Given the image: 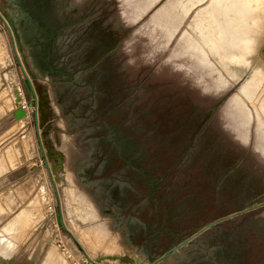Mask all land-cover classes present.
I'll list each match as a JSON object with an SVG mask.
<instances>
[{
  "label": "rangeland",
  "instance_id": "rangeland-1",
  "mask_svg": "<svg viewBox=\"0 0 264 264\" xmlns=\"http://www.w3.org/2000/svg\"><path fill=\"white\" fill-rule=\"evenodd\" d=\"M142 1L85 0L76 9L71 6L75 0H56L57 19L73 18L81 13H86L83 22L66 28L65 31L68 32V37L65 38L63 36L58 47L65 49L68 53L69 65L77 67L89 65L94 60L103 62V58L109 53L106 48L110 47L111 49L114 46L112 62L119 64L122 75L117 76L115 79L118 89L113 101L117 103L122 99L123 103L127 101L125 106L128 105L129 107L130 127L139 133H145L146 142L149 144L157 145V148L166 150L175 147L178 149L183 148L188 142L191 133L201 124L194 145L190 150V158L194 161L193 165H199V168H193L194 170H199V172L193 171L192 175L197 178L200 177L204 186L207 187L204 194L205 197L210 200H213L214 197L212 196L216 194L225 200L236 197L238 201L231 206V212L251 206L254 202H264V167L261 164H255L260 159L252 150L253 143H256L254 139L256 136L255 127L253 141L251 140V143L243 148L234 144L236 141L232 139L228 130L223 127L222 112H224L223 110L227 105V100L235 92L239 84H234L235 80L229 78V84L226 87L224 86V89L213 91L210 88V93H207L204 91L207 83H210L214 76H218L217 72L213 70L212 64L203 66V69H186L195 80L194 83L189 75L185 76L181 72L174 70L171 64L168 63L170 61L176 64L178 61L185 60L190 64L194 61L198 65H201L198 53V51H202L201 47H193L192 43L187 40V42H184V45L186 44V46L190 47L188 52L177 54L176 50L185 34L189 33L193 37L195 36L190 27V22L197 9L192 13L193 8L188 16L182 19L179 28L182 24L185 27L179 34H176V31L174 34L169 35L175 23L174 15H166L167 21L162 20V22H160L162 18H158L159 21H156L153 15L146 21L144 19L140 20L139 22H143L140 26V23L136 26L131 25L141 19L145 11L153 4L148 6L144 11L143 9L146 5L144 6ZM151 1L148 0V2ZM0 5L6 10L8 9L4 0H0ZM0 11L2 10L0 9ZM137 26L139 28L136 30V33H133ZM0 37L3 42L5 55L0 60V94L9 89L14 91L6 78L7 68L11 66L16 81L19 86L21 84L22 88L23 101L20 102V105H26L28 101L33 100L32 90L15 54L12 37L1 18ZM63 39H65L64 42ZM129 39L133 40L130 46H128ZM172 39L174 40V44L170 51L165 50L157 52L154 57L149 56V43L158 51ZM25 50L28 63L25 62L21 53L18 52L25 69H27L28 66H32L33 64L29 55H27V47H25ZM190 54L192 55L191 57L189 56ZM217 65L220 67L219 64ZM96 72L92 68L90 71L79 75L78 78L84 82L89 81L96 77ZM245 77L246 81L248 79L247 75ZM58 78L60 79L61 77ZM245 81L239 87L237 93H241ZM196 84L208 97L200 95L199 87ZM75 92V99L89 94V91L88 93H84L87 91L79 89L75 90ZM122 92L123 97H121ZM124 94H127V97ZM212 95H215L213 96L214 99L210 98ZM101 100L103 99H97L98 102ZM85 101H88V99L86 98ZM86 106L76 108V116H84L87 113L91 115L90 118H93L91 112L86 110ZM16 108L17 106L14 110ZM13 111L0 116V118L3 116L0 120V133L16 121ZM210 111H212L211 114L206 118ZM26 117H23V125L20 126L18 132L3 143L5 145L13 141L12 144L19 150L18 163L15 166L16 169L18 168L16 173H19V178L12 180L13 175L12 177H8L9 179L5 178L6 180L3 181L2 176L4 177L7 173L6 170L9 169L3 170L0 176V191L2 190L0 193L4 191L5 194L9 192L12 194L14 192L12 195H14L13 197L17 205L13 209L14 211L11 210V213L20 211L22 206H25L26 209L29 208V210L32 209L34 207L33 202L36 201L35 198L38 196V188L41 185L47 187L50 199L45 209L47 211L46 215L42 218H40V214L36 216L28 215L27 221L31 222L27 226L16 225L14 235L18 251L9 259L7 264H91L87 262L86 256L81 251L79 245L74 242L62 226L57 192L52 177L44 166V156L37 138L34 122L35 109H28L29 118H27L29 122L28 119H25ZM93 121L94 119H90V123ZM224 121L230 122L229 119H224ZM252 124L256 126V115L251 121V126ZM25 126L27 128H24ZM25 129H28L32 135L36 155L33 163L26 161L27 159H31V156L28 155L29 158L27 157L20 140L25 135ZM21 131L23 132L22 134H20ZM3 145H0V150ZM86 158H88L87 162H90L93 156ZM249 162L252 165L248 167ZM26 164H31L30 168ZM37 170H41L38 175L36 173ZM63 174V172L60 173V176H62L60 182L57 180L56 174H54L56 182L60 185L57 188L62 206L63 219L70 231L74 226L80 229V232L75 230L71 232L78 239L82 247L88 250L94 257V260H96L98 257L104 256L107 250H118V246L113 241H110L113 237H116V240L126 249L129 248L132 254L135 249L124 240L122 232L118 230L117 226H115L116 228H110L103 221L92 222L89 220L87 223H83L79 219H76L87 220L89 216H93L94 209L91 208L92 206L89 201L83 198L82 193L76 194L72 189H66L69 194L68 204L72 206V211L76 213L77 217L73 215L74 213L68 212V209L65 207V194L62 187L69 186L70 183L63 179ZM76 185L78 184L76 183ZM249 196L252 201L246 204L247 201L245 200H248ZM11 213L0 214V220H4L7 217L3 224L10 219ZM233 220L234 222H238L239 226L246 227L245 231H241L242 238L250 235L251 239L249 241L255 240L257 236L253 235L254 226H264V205L248 213L238 215ZM230 221L225 220L220 224L221 226L223 224L227 226L230 224ZM100 225L105 226L110 231V234L101 238V230L96 228L87 229L88 226L100 227ZM117 231L119 232L117 233ZM261 233L264 235V231ZM205 234L207 235L208 232ZM206 235H202L201 239L204 240ZM55 253L56 255H54ZM130 253H124L123 256L131 255ZM102 264L114 263L103 261Z\"/></svg>",
  "mask_w": 264,
  "mask_h": 264
},
{
  "label": "flooded vegetation",
  "instance_id": "flooded-vegetation-1",
  "mask_svg": "<svg viewBox=\"0 0 264 264\" xmlns=\"http://www.w3.org/2000/svg\"><path fill=\"white\" fill-rule=\"evenodd\" d=\"M40 1L31 0V4H39ZM42 1L43 7L39 5L32 14L38 16L39 12L42 13L50 27L61 24L62 20L56 18L54 1ZM58 33L61 35L62 31ZM114 48H106L109 53L103 58L105 64L94 60L89 65L81 66L86 68L82 73L93 68L97 75L85 82L76 78L79 85H91L92 89L89 94L74 99V108L87 105L86 110L93 116L103 113L106 115L105 130L90 129L88 135L91 139L99 138L104 148L100 157L106 162L102 177L122 172L126 181L123 188V224L128 229L129 239L149 254L161 253L180 240L192 236L207 223L233 213L230 208L238 200L236 197L225 200L218 194H212L213 200L206 198L204 194L207 187L200 177L192 175L193 171L199 172L193 169L199 168V165H193L190 150L201 124L191 133L183 148L166 150L149 144L145 133H139L130 127L129 107L125 106L127 101H113L118 89L115 79L122 75L119 64L112 62ZM44 57H49L46 50ZM124 95L127 97V94ZM86 98L88 101H85ZM98 98L103 100L98 102ZM85 116L91 117L87 113L83 117ZM234 144L241 147L238 142ZM95 158L96 155L93 154V159ZM255 164L261 163L257 161ZM251 165L249 162L248 167ZM245 201L247 204L252 199L249 196ZM133 217L139 221L133 220ZM222 222L208 231L207 235L204 234V240H196L194 247L177 264H264V235L261 233L264 226H254L253 235L258 238L249 241L250 235L241 237V231H245L246 227L239 226L234 220L227 226H221Z\"/></svg>",
  "mask_w": 264,
  "mask_h": 264
},
{
  "label": "bare ground",
  "instance_id": "bare-ground-1",
  "mask_svg": "<svg viewBox=\"0 0 264 264\" xmlns=\"http://www.w3.org/2000/svg\"><path fill=\"white\" fill-rule=\"evenodd\" d=\"M84 1L85 0H75V2H72L71 6L77 9L83 4ZM152 1L151 2H148V0L142 1L143 5L144 6L146 5L145 7L142 6L144 7L143 9L144 11L147 9L148 6H150L152 3L153 4L145 11L141 19H139L137 22L131 25L136 26L137 24L140 23L139 24L140 26L143 23V22H139L140 20L144 19V21H146L153 15L156 21H159L158 18H162L160 19V22H162V20L167 21L166 15H174L175 23L169 35L174 34L176 31H177L176 34H179V32L183 30L185 27V25L182 24V26L179 28L182 19L186 18L193 8L194 9L192 10V13H194L195 9H197L195 14L191 18V22H190V27L195 36L193 37L189 33L185 34L182 37L181 43H179V47L176 48V50H177V54L188 52V49L190 47L186 46V44L184 45V42L185 41L187 42V40L188 42L192 43L193 47L194 46L201 47L202 51L201 52L198 51L201 59V65H198V63L194 61L192 64H190L185 60L178 61L176 62V64H173L170 61L168 62V55H167V62L171 64V67L174 70L181 72L185 76L189 75V77L194 83L195 80L193 79L191 74L187 72V70H194V68L203 69V66L212 64L213 70L217 72L218 76L217 75L214 76V78L211 79V82L207 83L208 88L205 87L204 90L207 93H210V88L213 91L214 90L220 91L224 89V86L226 87L229 84L230 81L229 78L234 79L235 80L234 84L237 83L239 84V86L227 100L226 102L227 105L225 104L226 107L223 111L230 120L229 123L230 127L236 132V134L242 140L244 141L248 140L249 136L252 140L254 137V127H255L257 146L264 153V0H156V1L152 0ZM139 26L135 27L133 33H136V30L139 28ZM174 40L172 39L171 41H169L168 44H165V46L161 47L158 51H156L155 48L149 43V56L154 57L157 54V52H162L165 50L170 51L173 47ZM132 41H133L132 39L128 40V46H130ZM2 56L5 55H4L3 42L0 37V60L2 59ZM189 56L191 57L192 55L190 54ZM217 64H219L220 67H218ZM245 75H247L248 78L246 81H245L246 79ZM6 78L8 80V84L13 87L14 91L9 89L8 91L5 92L3 91L0 94V116L14 110V108L16 107V100L18 96L21 97V102L23 101L21 85L20 86L18 85V82L16 81V77L13 72V68L11 66L7 68ZM244 81L245 83L243 84L241 93H237L239 87L242 85ZM199 91H200V95L206 96L200 87H199ZM215 95H212V97ZM212 97L210 98L214 99V97L213 98ZM255 115H256V126L254 124H252L251 126V121L253 118H255ZM26 116L28 117V115ZM23 117L15 121L12 125H10L11 127L10 126L7 127L3 132L0 133V144L4 143L6 139L8 138L10 139V137H12L14 134L18 132L20 126L23 125L22 124ZM27 117L25 119L29 118ZM250 126H251V134H250ZM223 127L227 129L225 127L224 119H223ZM24 128L27 127L25 126ZM24 133L25 135L20 138L22 148L24 149L27 157L29 155L31 156V159L35 158L36 155L32 142V135L28 129H25ZM228 133L231 135L232 139L238 142L229 130ZM12 142L13 141L6 143L1 147L0 176L3 173L2 171L3 170L5 171V169H9L6 170L7 172H9L10 170H14L16 164L18 163L19 150L16 146L12 144ZM250 143L251 141L249 142V144ZM239 144L241 145L242 148L247 147L249 145V144L242 145L241 143ZM77 147H81V146H77ZM252 150L253 153H255V155L260 159L259 162L264 167V160L260 157V155L257 152L254 151L253 146H252ZM83 151L84 148L81 151V153ZM67 152L69 155V160H72L74 159V157H78L81 154L79 153L77 155L71 156L69 150H67ZM40 172L41 170H37L36 171L37 175ZM53 178H54V174H53ZM68 179L72 180L70 176ZM54 180L56 182V178H54ZM60 181L61 179H59V182ZM56 184L57 186H60L57 182ZM62 188H63V193L65 194V207L66 209H68V212L72 214L74 212L72 211V206L68 204L69 194L66 191V189L73 190V188L71 186H64ZM75 193L78 194L84 192L80 190ZM12 194L11 192L5 194L4 191L0 193V214L11 213L12 212L11 210H13L17 205L15 198L13 197L14 195ZM85 195L88 197L90 203L92 204L89 195L87 194ZM49 199H50V194L47 190V187L41 185L38 188V196L35 198L36 201L33 202L34 207L32 209L29 210V208L26 209L25 206H22L21 207L22 209L20 211L16 213H11L12 215L10 216V219L5 224L3 223L6 221L7 217L4 218V220H0V264H7L9 259L18 251V246L16 244L15 235H14L15 232L14 230L16 225L20 224L21 226L24 227L27 226L31 222V221H27L28 215L36 216L40 214V218L46 215L47 211H45V209L49 203ZM91 217L92 218L96 217L95 211H93V216ZM76 219H79L83 222L86 221L80 218H76ZM94 228L101 230V238L105 237V235L108 233L102 225H100V227H95V226L87 227L88 230ZM74 230L80 232L79 231L80 229H78L76 226H74V228L71 231L74 232ZM110 241H113V243H115L116 246H118V250H114V251L107 250L108 253L107 256H110L112 254L121 256L124 253L130 252L128 249H126L122 244H120L116 240V237H113ZM86 251L90 256L91 253L88 250ZM54 255H56V253ZM179 256L185 258L186 255L181 253V255ZM91 257L94 259L92 255ZM103 261H108L114 264H125L124 262L118 259L105 258Z\"/></svg>",
  "mask_w": 264,
  "mask_h": 264
},
{
  "label": "water",
  "instance_id": "water-1",
  "mask_svg": "<svg viewBox=\"0 0 264 264\" xmlns=\"http://www.w3.org/2000/svg\"><path fill=\"white\" fill-rule=\"evenodd\" d=\"M4 1L8 6V9L6 10L0 5V9L2 10L0 11V18L6 24L12 37L15 54L19 60L24 75L30 84L33 94V100L28 101L26 105H20L21 97H17V108L13 111V115L17 121L23 116L28 115V109H35L34 122L37 138L44 156V166L49 171L57 192L62 226L72 237L74 242L79 245L81 251L86 256L87 262L91 264H102L101 262L105 258H109L118 259L127 264H177L182 259L179 255H181V253L187 255V251L194 247L196 240H200L202 235L214 229L219 222L233 220L238 215L248 213L251 210L264 205V202H254L251 206L213 220L199 228L192 236L180 240L179 243H176L171 248L161 253L149 254L144 248L136 246L135 253H132L131 255L101 256L94 260L88 255L87 251L82 247L78 239L67 228L64 222L58 188L53 178V173L56 174L57 180L62 179L60 173L64 171L66 157L64 150L55 147V143L51 136V131L57 127L55 126L54 119L51 115V113H53V106L51 103L55 100L56 94L55 83L60 80L57 75L63 77V81H69L78 86L79 83H77L76 78L79 77L82 72L86 71L85 67H72V65H69L70 60L68 53L65 49H60L58 45L63 36H65V38L68 37V32L65 31L66 28L83 22L86 13H81L73 18L63 19L62 23L58 26L50 27L45 22V16H42V13L39 12L38 16L32 14L39 5L40 7H43L44 1L41 0L39 4H31V0ZM53 1L56 5V0ZM58 31H62L61 35H59ZM64 41L65 39H63V42ZM25 47H27V55H29L33 64L32 66H28L27 69H25L19 55L20 52L25 59V62L28 63ZM45 50L51 59L49 57H44ZM80 86H82V84H80ZM83 86H85V84ZM211 112L212 111L209 112L207 117H209ZM55 140L56 143L60 145L58 142V134L55 135Z\"/></svg>",
  "mask_w": 264,
  "mask_h": 264
},
{
  "label": "crops",
  "instance_id": "crops-1",
  "mask_svg": "<svg viewBox=\"0 0 264 264\" xmlns=\"http://www.w3.org/2000/svg\"><path fill=\"white\" fill-rule=\"evenodd\" d=\"M78 89L87 91L84 93H88V91L90 92L92 88L91 85L76 86L69 81H63L62 79L58 80V82L55 83V100L51 103L53 106V113H51V115L54 119L53 121L55 123V126H57L56 129H53L51 131L52 140L55 143L56 148L64 150L66 157L63 179L66 182L70 183L69 186H71L75 192L81 190L85 194L89 195L94 206L90 203L88 197L84 193H82L83 198L86 201L88 200L92 206L91 208L94 209L93 211H95L96 217L92 218L91 216H89L85 221L86 223L89 220H91L92 222L103 221L106 222V224L110 228H116L115 226H117L119 228L118 230L122 232L124 240L127 241V243L135 249L137 245L133 244L130 241L128 229L123 224V219L125 217L123 207V188L126 185L124 176L122 172H117L114 175L102 177L106 162L102 161V158L100 157L103 154L104 148L102 147L99 138H88L90 129H101V131L105 130L107 126V117L104 113L95 114L93 118H88L87 116H76L74 99L76 93L75 90ZM99 115L101 116L99 117ZM222 116L223 119H228L224 112H222ZM2 118L3 116L0 118V120ZM90 119H94V121L90 123ZM229 123L230 122L225 121V127L233 134L234 138L242 145L249 144V142L251 141L250 136L248 140H242L230 127ZM20 134H22V131L20 132ZM57 134L59 139L58 142L60 143V145H58L55 140V135ZM254 139L256 141V136ZM7 140L9 139H6L5 141ZM256 144L257 142L255 144L253 143V149L264 160V153L258 148ZM0 145H3V143H1ZM76 145L81 147H77ZM82 147L84 148V151L81 153V151L83 150ZM67 150H69L71 156L77 155L79 153L81 154L78 157H74V159L69 160ZM93 154L96 155L95 160L93 159L90 162H87L88 158L86 157L93 156ZM33 159L35 158L27 159L26 161L28 163H33ZM26 165L28 168H30L31 166V164ZM17 169L15 168L14 170H10L4 175V177L2 176L3 181L6 180L5 178L12 177L13 175L14 179L12 177V180H17L19 178V173H16ZM91 171L92 174H90ZM69 176L72 180L68 179ZM75 182L78 185H76ZM73 215L76 216V213H74ZM133 220L139 221L136 217H133ZM104 229L108 232L106 235L110 234V231L106 229L105 226ZM119 231H117V233ZM127 249L130 251L129 248ZM135 251L133 253H135ZM107 255L108 253L104 254V256ZM112 255L115 256V254ZM121 256H123V254Z\"/></svg>",
  "mask_w": 264,
  "mask_h": 264
}]
</instances>
